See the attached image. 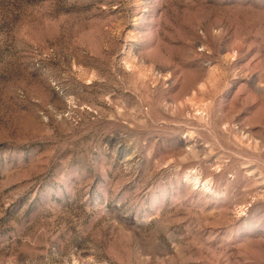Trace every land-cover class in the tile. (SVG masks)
Segmentation results:
<instances>
[{
  "label": "rangeland",
  "instance_id": "rangeland-1",
  "mask_svg": "<svg viewBox=\"0 0 264 264\" xmlns=\"http://www.w3.org/2000/svg\"><path fill=\"white\" fill-rule=\"evenodd\" d=\"M0 264H264V0H0Z\"/></svg>",
  "mask_w": 264,
  "mask_h": 264
},
{
  "label": "bare ground",
  "instance_id": "bare-ground-1",
  "mask_svg": "<svg viewBox=\"0 0 264 264\" xmlns=\"http://www.w3.org/2000/svg\"><path fill=\"white\" fill-rule=\"evenodd\" d=\"M236 50H238V48Z\"/></svg>",
  "mask_w": 264,
  "mask_h": 264
}]
</instances>
